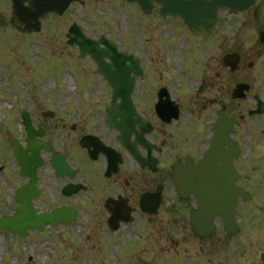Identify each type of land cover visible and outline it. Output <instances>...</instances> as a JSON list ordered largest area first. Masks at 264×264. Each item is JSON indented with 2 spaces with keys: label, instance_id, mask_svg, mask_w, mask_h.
<instances>
[{
  "label": "flooded vegetation",
  "instance_id": "1",
  "mask_svg": "<svg viewBox=\"0 0 264 264\" xmlns=\"http://www.w3.org/2000/svg\"><path fill=\"white\" fill-rule=\"evenodd\" d=\"M94 1L107 6L114 3ZM122 4L135 13L131 34L115 40L119 51L132 54L139 69L130 94L133 110L124 121L116 111L115 125L109 127L105 111L111 86L100 76L101 95L96 105L86 108L87 113L68 114V118L37 116L51 127L43 122L42 135L50 134L43 139L48 149L39 151L43 163L36 170L40 191L34 199L35 209L54 208L58 200L71 204L88 199L100 203L104 214L109 202L115 213L132 221L144 218L152 225L165 214L173 224L183 225L195 199L179 191L175 168L197 164L212 140L219 150H228V117L237 119L230 139L241 145L234 163L237 182L251 193L259 190L264 184V148L258 146L263 140L264 116L246 114L263 91L250 82L248 52H239L238 69L231 71L223 63V56L232 51L227 36L194 35L179 19H153L154 11L146 13L133 4ZM156 24L175 28L154 35ZM129 73L133 76V71ZM237 85L242 90L236 94L243 95L234 97ZM120 100L116 98L115 103ZM64 136L58 144L57 139ZM82 138L86 145H81ZM244 139L252 141L250 151L242 152ZM52 156L58 169L50 162ZM259 208L263 213L264 197ZM260 220L264 226V218Z\"/></svg>",
  "mask_w": 264,
  "mask_h": 264
},
{
  "label": "rangeland",
  "instance_id": "2",
  "mask_svg": "<svg viewBox=\"0 0 264 264\" xmlns=\"http://www.w3.org/2000/svg\"><path fill=\"white\" fill-rule=\"evenodd\" d=\"M114 1L118 7H123L121 0ZM122 10L112 13L116 18L114 21L102 19L93 10L87 16L78 4H74L68 14L55 18L56 21L47 19L39 32L30 33L18 31L7 23L10 13L2 6L0 148L4 144L5 149L1 150L9 148V141L13 137L24 136L21 126L13 124V115H19V110L29 105V93H37L34 89H39L42 84H46V91L57 89L62 94L55 97L38 91L32 100L36 104L60 99L64 104L74 105L92 100L98 88L95 74L83 64L74 46L65 43L64 29L71 20L78 19L86 25L85 30L90 34L124 35L123 27H119ZM136 18L142 17L136 14ZM228 18L231 20L228 34H235L231 28L233 30L238 20L241 23L236 36L229 39L228 44H239L243 51H256L259 48L258 31L264 29V0H255L253 6ZM224 28L221 33L225 32ZM251 59L254 64L249 69L250 78L255 79L256 85L264 87V46L259 48V53L252 54ZM87 63L91 65V62ZM27 83L32 85V90L30 86L26 89ZM8 102H16V106ZM1 188L7 192L10 185L3 180L0 182ZM256 197L253 205L259 202ZM251 204H241V207L249 208ZM81 205L77 219L66 227L57 226L52 235L47 230L21 238L0 230V264H261L259 254L264 250V235L257 226L252 227L248 219L242 221L241 231L233 235L214 234L206 238L197 237L187 226L172 225L170 216L165 214L155 219L152 229L128 226L129 229L125 227L111 232L105 226L98 203ZM159 219L164 220V225L157 224Z\"/></svg>",
  "mask_w": 264,
  "mask_h": 264
},
{
  "label": "water",
  "instance_id": "3",
  "mask_svg": "<svg viewBox=\"0 0 264 264\" xmlns=\"http://www.w3.org/2000/svg\"><path fill=\"white\" fill-rule=\"evenodd\" d=\"M138 3H140L142 6L146 3L145 0H135ZM161 5V11L164 15L167 13H170V15H180L189 25L190 29L193 30L196 33H210L211 29L214 28L216 21L220 20V17L217 15V8L221 5H227L230 6L233 11H237L245 6H247L251 0H156ZM48 3V4H46ZM51 5L53 8H56L57 11H61L63 7L66 5V2L64 4L63 0H51V1H43L40 3L34 4V9L32 7V11H24V17H14L12 21L17 24V26H23L24 29L32 28V29H38V23L36 24L35 17L39 13H42L46 11V9H49L48 6ZM52 8V9H53ZM34 22L35 26L32 25L28 26L27 22ZM69 32L73 34V36H70L69 42L70 43H77L80 47L81 52L88 50L92 57L96 60L99 67H101V72L103 73V76L114 86V94L115 93H124L123 88L117 87L115 84H121L124 82V74L123 73H116L113 71V67H117V64L115 62V58H117L115 55H112L110 53L111 50H114L112 48V45L107 41L103 40L102 42L106 45L105 49L97 48L96 41L85 37L78 29L72 27L70 28ZM108 57L111 60V63H106L104 61V57ZM124 97V95H123ZM124 104L122 105L123 108ZM27 129L29 132H31L30 127L28 126V122L26 121ZM31 134V138H28V142L32 138L33 133ZM12 147L15 150V152H19L22 150L16 142L12 143ZM238 194V190H236L235 187L228 186V201L225 202H212L211 204L208 202H204V205L209 208V205H212L217 211L221 212L223 215L224 220L228 224V231L233 232L235 229L234 226V219L233 214L235 212V204H236V197ZM202 203V202H201ZM200 203V204H201ZM202 207V206H201ZM23 211V209H22ZM25 213H20L17 217H13L8 219H0V228H10L13 231H19L24 232V227L21 226L20 222L16 221L17 219L21 220L25 217ZM65 215L66 213H61ZM60 212H58L56 215H49V214H43L38 216L39 223L30 222V225H36L37 227L40 225V223H43L46 220L54 219L57 220L61 216ZM194 216L191 217V223L193 228L195 229L196 233L198 235L204 236L207 235L208 229L212 226H210V216H207V211L202 207L201 211L198 213H193ZM66 220L71 219V216L67 214ZM113 224H115L116 219L114 218L112 220ZM21 226V228H20ZM20 228V229H19ZM208 228V229H207ZM264 260V256H263Z\"/></svg>",
  "mask_w": 264,
  "mask_h": 264
}]
</instances>
